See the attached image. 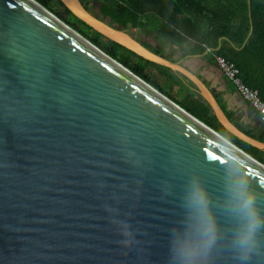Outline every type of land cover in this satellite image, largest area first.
I'll list each match as a JSON object with an SVG mask.
<instances>
[{
  "label": "water",
  "instance_id": "water-1",
  "mask_svg": "<svg viewBox=\"0 0 264 264\" xmlns=\"http://www.w3.org/2000/svg\"><path fill=\"white\" fill-rule=\"evenodd\" d=\"M61 1L104 37L186 77L224 129L264 151L189 66L209 51L169 60L133 37L131 24ZM252 33L251 20L243 47ZM225 156L264 193V162L39 1L0 0V264H170L187 181L200 177L219 204ZM219 218L225 240L211 264H240L227 247L232 222ZM124 223L130 245L120 243ZM249 264H264V253Z\"/></svg>",
  "mask_w": 264,
  "mask_h": 264
},
{
  "label": "trees",
  "instance_id": "trees-1",
  "mask_svg": "<svg viewBox=\"0 0 264 264\" xmlns=\"http://www.w3.org/2000/svg\"><path fill=\"white\" fill-rule=\"evenodd\" d=\"M101 50L170 97L228 140L264 162V151L231 135L219 123L195 85L169 68L145 60L104 37L78 19L61 0H37ZM94 14L96 4L112 26L131 24L132 30L147 31L162 45L178 49L183 56L217 49L214 56L232 62L246 85L260 92L264 100V0H81ZM253 33L243 47L251 29ZM226 38V39H224ZM162 54L163 48L154 51ZM184 95L178 99L175 88Z\"/></svg>",
  "mask_w": 264,
  "mask_h": 264
},
{
  "label": "clouds",
  "instance_id": "clouds-1",
  "mask_svg": "<svg viewBox=\"0 0 264 264\" xmlns=\"http://www.w3.org/2000/svg\"><path fill=\"white\" fill-rule=\"evenodd\" d=\"M225 156L223 200L219 204L198 176H191L182 199V227L171 229L170 264H211L225 240L220 215L232 222L227 247L240 264H249L253 256L264 253V193L234 169ZM120 243L130 245L131 225L124 223Z\"/></svg>",
  "mask_w": 264,
  "mask_h": 264
},
{
  "label": "crops",
  "instance_id": "crops-1",
  "mask_svg": "<svg viewBox=\"0 0 264 264\" xmlns=\"http://www.w3.org/2000/svg\"><path fill=\"white\" fill-rule=\"evenodd\" d=\"M171 51V53H173ZM182 55L177 50V58ZM189 66L211 89L229 119L249 136L264 142V121L259 114L245 102L235 87L222 75L220 70H209L201 59L188 61ZM222 75V76H221Z\"/></svg>",
  "mask_w": 264,
  "mask_h": 264
},
{
  "label": "built area",
  "instance_id": "built-area-1",
  "mask_svg": "<svg viewBox=\"0 0 264 264\" xmlns=\"http://www.w3.org/2000/svg\"><path fill=\"white\" fill-rule=\"evenodd\" d=\"M216 64L218 68L221 69L224 76L235 87L242 99L247 102L264 121V100L260 92L244 83L240 70L232 62L216 56Z\"/></svg>",
  "mask_w": 264,
  "mask_h": 264
},
{
  "label": "flooded vegetation",
  "instance_id": "flooded-vegetation-1",
  "mask_svg": "<svg viewBox=\"0 0 264 264\" xmlns=\"http://www.w3.org/2000/svg\"><path fill=\"white\" fill-rule=\"evenodd\" d=\"M132 31H131V33H132ZM134 31L136 33L135 34L132 33L133 34V37H135L137 40L141 41L146 47H148L153 52L155 50H158V49L163 48V52H162L161 55L165 56L169 60L178 61L179 59H183V58H185L187 56V55L186 56H183V55L180 54V57L177 58L175 56V53L177 52L178 49L172 48L168 44L167 45H162L161 41H159L156 38V36L153 35L152 33H149L147 31H139L137 29L134 30ZM174 49H175V51L173 53H171V51H173ZM207 51H209V53L205 56V58H202L201 61L208 60L210 63H212L215 66H217V64H216V56H214V54H213L214 52L210 51V49H207L206 52ZM204 53L200 52V53L189 54V55H197V54H204Z\"/></svg>",
  "mask_w": 264,
  "mask_h": 264
},
{
  "label": "rangeland",
  "instance_id": "rangeland-1",
  "mask_svg": "<svg viewBox=\"0 0 264 264\" xmlns=\"http://www.w3.org/2000/svg\"><path fill=\"white\" fill-rule=\"evenodd\" d=\"M99 6L96 4V7H95V9H94V12L97 14L98 12H99V8H98ZM54 12V11H53ZM132 33L133 34H135L136 32L133 30L132 31ZM174 94H176L177 95V98L178 99H182L183 98V94L181 93V91H179V89L176 87L175 88V90H174Z\"/></svg>",
  "mask_w": 264,
  "mask_h": 264
}]
</instances>
